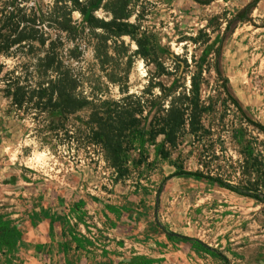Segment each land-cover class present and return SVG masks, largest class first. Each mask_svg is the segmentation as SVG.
<instances>
[{"label": "rangeland", "instance_id": "374dc122", "mask_svg": "<svg viewBox=\"0 0 264 264\" xmlns=\"http://www.w3.org/2000/svg\"><path fill=\"white\" fill-rule=\"evenodd\" d=\"M52 1L21 2L45 10ZM80 1L98 19L109 20L111 9H120L125 21L135 25L136 37L170 71L157 75L156 67L137 53L133 38L122 36L131 55L129 93L140 95L150 82L189 88L194 80L209 107L202 116L208 132L201 138L182 132L168 159L155 155L153 146L133 151L120 176L98 146L44 142V116L18 110L6 97L2 77L17 60L0 55V264H226L169 241L156 220L218 249L229 264H264V133L230 103L214 70L221 46L219 69L230 93L251 119L264 124V0L247 21H234L226 32L228 21L251 0ZM72 18L83 54L69 63L87 75L103 98L119 99L118 86L106 81L94 58L93 37L101 30L89 29L78 11ZM72 47L65 42V52ZM117 51L120 55L105 69L119 75L128 58ZM172 162L219 177L237 192L206 179L165 180L175 171Z\"/></svg>", "mask_w": 264, "mask_h": 264}, {"label": "trees", "instance_id": "16d2710c", "mask_svg": "<svg viewBox=\"0 0 264 264\" xmlns=\"http://www.w3.org/2000/svg\"><path fill=\"white\" fill-rule=\"evenodd\" d=\"M21 1L23 0H7L0 7V55L17 60L11 68L5 69L2 81L4 93L12 106L23 111L37 110L44 116L41 131L44 142L71 143L72 140H78L84 147L98 146L104 152L110 167L123 176L128 170L131 152H144L147 146H153L155 155L168 159L182 132L187 131L196 138H201L208 132L203 125L202 116L209 107L202 101L194 80L189 88L183 85L166 88L161 83L150 82L140 95L129 93L131 55L121 40L122 36L133 38L137 53L156 67L157 75L169 76L170 71L159 62L155 51L136 37L135 25L125 21L126 17L120 9L112 8L109 20L98 19L92 13L86 18L89 29L101 30V33H94V58L101 71L105 72L106 81L117 85L122 95L119 99H109L103 98L99 89L88 81L87 75L69 63L70 60L79 61L83 54L78 44L80 29L73 20L72 13L78 11L86 15V6L80 0H53L51 6L41 10L33 6L26 7ZM197 1L208 3L214 0ZM259 1L251 0L241 9L228 21L225 32L234 21H247L248 15ZM44 27L55 30V35L44 31ZM66 41L72 43L73 47L65 52ZM117 48L128 58L127 67L119 75L114 70L105 69L117 59L116 55H120ZM215 55L214 70L223 81L222 88L226 97L248 124L264 133V124L251 119L228 89V79L219 69L221 46L217 48ZM3 69L4 65L0 64V74ZM155 88L160 94L154 93ZM82 112L85 113L84 118L80 115ZM72 118L79 121V124L70 123ZM159 137L163 138L161 142L158 141ZM144 158L147 160V156ZM172 165L175 171L165 180L172 176L194 177L210 180L237 192L219 177L199 170H187L176 162H172ZM161 191L160 188L156 196V214ZM247 196L257 198L255 195ZM156 224L169 241H181L197 253L218 257L229 264L222 252L200 239L171 231L158 220Z\"/></svg>", "mask_w": 264, "mask_h": 264}, {"label": "water", "instance_id": "95a60500", "mask_svg": "<svg viewBox=\"0 0 264 264\" xmlns=\"http://www.w3.org/2000/svg\"><path fill=\"white\" fill-rule=\"evenodd\" d=\"M89 13H90V12H89V11H87V13H86V15H85V17H86V18L89 16Z\"/></svg>", "mask_w": 264, "mask_h": 264}]
</instances>
